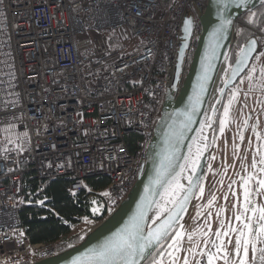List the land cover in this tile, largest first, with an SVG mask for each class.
I'll list each match as a JSON object with an SVG mask.
<instances>
[{"label":"built area","instance_id":"1","mask_svg":"<svg viewBox=\"0 0 264 264\" xmlns=\"http://www.w3.org/2000/svg\"><path fill=\"white\" fill-rule=\"evenodd\" d=\"M194 6L204 10L206 2L0 0L1 262L53 256L57 244L84 236L118 207L146 159L187 11L194 20L188 60L197 46ZM254 34L260 49L264 33ZM128 135L137 136L132 145ZM58 177L72 196L83 193L88 214L59 240L31 243L18 204ZM100 177L105 186L89 183Z\"/></svg>","mask_w":264,"mask_h":264},{"label":"water","instance_id":"2","mask_svg":"<svg viewBox=\"0 0 264 264\" xmlns=\"http://www.w3.org/2000/svg\"><path fill=\"white\" fill-rule=\"evenodd\" d=\"M263 3L264 0H206L204 10L194 6L202 31L189 60L194 20L192 13L186 12L172 81L164 94L146 159L133 185L118 207L81 241L30 264H91L92 252L141 211L139 222L145 236L170 215L175 217L164 239L146 250V259L140 261L144 264L179 227L204 177L224 96L248 70L259 49V37L251 35L233 52L230 61L231 40L239 31L234 21ZM186 20L190 21L187 31ZM261 32L264 33V26ZM250 42H254L252 50L245 56ZM158 178L160 183L156 182Z\"/></svg>","mask_w":264,"mask_h":264},{"label":"rangeland","instance_id":"3","mask_svg":"<svg viewBox=\"0 0 264 264\" xmlns=\"http://www.w3.org/2000/svg\"><path fill=\"white\" fill-rule=\"evenodd\" d=\"M262 46L242 78L224 96L218 113L220 126L204 177L187 215L155 259L162 264H209L210 256L212 264H264V255L254 258L256 250L264 245ZM247 109L253 115L244 147L238 157H233L242 132L240 120ZM255 139L257 148L253 147Z\"/></svg>","mask_w":264,"mask_h":264},{"label":"trees","instance_id":"4","mask_svg":"<svg viewBox=\"0 0 264 264\" xmlns=\"http://www.w3.org/2000/svg\"><path fill=\"white\" fill-rule=\"evenodd\" d=\"M243 25L236 26L238 28L236 48L231 53V60L233 59V52L239 47L240 44L245 42L249 36L255 35L254 31H261L264 26V3L257 7L251 13H247L240 17ZM128 145L137 136L128 135L126 137ZM31 174L25 175L29 178ZM28 176V177H27ZM107 179L92 178L89 183L95 188L105 186ZM254 185L252 188H254ZM44 199V203L37 204V199ZM88 214L87 201L83 193H78L77 196H72L69 191V182L64 177H58L51 181L44 182L43 191L35 195L33 201L29 199L26 194H23L21 201L18 204V215L20 226L31 243L55 242L61 237L66 236L70 232V226L78 220L82 215ZM172 232L154 252V254L144 262V264H151L161 253L162 249L170 242L176 230ZM83 236H71L68 244H57L58 251H64L72 245L81 241ZM264 255V245L258 248L255 252L256 256ZM10 264H29L27 262H14Z\"/></svg>","mask_w":264,"mask_h":264},{"label":"snow or ice","instance_id":"5","mask_svg":"<svg viewBox=\"0 0 264 264\" xmlns=\"http://www.w3.org/2000/svg\"><path fill=\"white\" fill-rule=\"evenodd\" d=\"M243 2V0H241ZM190 21H185V30H188ZM254 42H250L249 47L244 50L245 56H247L252 48L251 45ZM227 111V109H226ZM191 118L189 117V120ZM223 124V122H222ZM166 159H169L166 157ZM264 163V161H261ZM171 160L169 159V164ZM255 166V165H254ZM161 178L157 179V183H160ZM264 184V181L261 182ZM163 186V184H161ZM182 210V209H181ZM95 211V210H94ZM262 218H264V209L261 210ZM143 216L141 211L138 216H134L131 222L119 229L110 238L103 242L96 250L91 254V264H140L141 259H146L145 252L151 247L159 244L167 234L168 228L171 226L172 220L175 218L169 216L167 220L161 223L155 231L149 230L148 235L145 236L144 229L140 225V218ZM239 219V217H237ZM180 234L177 233V236ZM239 243V238H238ZM247 248H245V254ZM73 264H77L73 261ZM152 264H162L155 259ZM209 264H212V257H209ZM241 264H244L241 261Z\"/></svg>","mask_w":264,"mask_h":264},{"label":"flooded vegetation","instance_id":"6","mask_svg":"<svg viewBox=\"0 0 264 264\" xmlns=\"http://www.w3.org/2000/svg\"><path fill=\"white\" fill-rule=\"evenodd\" d=\"M220 113H221V111H220ZM252 115H253V111L250 109H247L246 112L244 113V115L242 116L241 120H240V123L241 124L243 123L242 132H241V134H240L241 136L239 137V140L237 141V144L235 146V152H234L233 157H238L240 155V153L242 152V149H243L244 143H245V139H246L248 126H249L250 120L252 118ZM219 121H220V114L218 115V118H217L216 132H215L216 134H217V131H218L219 126H220ZM258 146H259V142L257 141V139H255L253 147L257 148ZM236 153H237V156L235 155Z\"/></svg>","mask_w":264,"mask_h":264},{"label":"bare ground","instance_id":"7","mask_svg":"<svg viewBox=\"0 0 264 264\" xmlns=\"http://www.w3.org/2000/svg\"><path fill=\"white\" fill-rule=\"evenodd\" d=\"M205 2H206V0H205ZM237 19H238V20H241L240 17L237 18ZM235 20H236V19H235ZM234 23L236 24V21H234ZM177 51H178V50H177ZM176 54H177V52H176ZM225 70H226V68H225ZM218 90H219V89H218ZM218 90H216L215 93H216Z\"/></svg>","mask_w":264,"mask_h":264}]
</instances>
